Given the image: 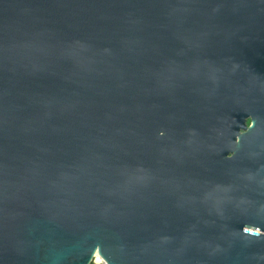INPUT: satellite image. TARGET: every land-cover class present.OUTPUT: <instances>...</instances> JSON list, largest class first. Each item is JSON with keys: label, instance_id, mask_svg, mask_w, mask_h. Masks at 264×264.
<instances>
[{"label": "water", "instance_id": "1", "mask_svg": "<svg viewBox=\"0 0 264 264\" xmlns=\"http://www.w3.org/2000/svg\"><path fill=\"white\" fill-rule=\"evenodd\" d=\"M242 229L264 0H0V264H264Z\"/></svg>", "mask_w": 264, "mask_h": 264}, {"label": "clouds", "instance_id": "2", "mask_svg": "<svg viewBox=\"0 0 264 264\" xmlns=\"http://www.w3.org/2000/svg\"><path fill=\"white\" fill-rule=\"evenodd\" d=\"M254 127V124L251 126V129ZM159 136H164V132L163 131H160L159 132ZM235 143H240V138L239 136H237V139L235 141ZM235 154L232 153V152H229L228 154V158L231 159ZM256 228H259L258 226H255ZM245 228H247V225H245ZM242 233L245 235V236H249V237H254V238H260L262 236H264V233H259L258 234H253V233H248L246 231H244V229H242ZM99 249V247H96L94 252L92 253V257H91V260H90V264H93V257L95 256L96 254V251ZM105 260L108 262L109 264V261L105 258Z\"/></svg>", "mask_w": 264, "mask_h": 264}, {"label": "built area", "instance_id": "3", "mask_svg": "<svg viewBox=\"0 0 264 264\" xmlns=\"http://www.w3.org/2000/svg\"><path fill=\"white\" fill-rule=\"evenodd\" d=\"M256 232H261V230L257 229ZM95 262L98 264H107L104 260H96V257H95Z\"/></svg>", "mask_w": 264, "mask_h": 264}, {"label": "bare ground", "instance_id": "4", "mask_svg": "<svg viewBox=\"0 0 264 264\" xmlns=\"http://www.w3.org/2000/svg\"><path fill=\"white\" fill-rule=\"evenodd\" d=\"M96 260H103V259L99 256H96Z\"/></svg>", "mask_w": 264, "mask_h": 264}, {"label": "trees", "instance_id": "5", "mask_svg": "<svg viewBox=\"0 0 264 264\" xmlns=\"http://www.w3.org/2000/svg\"><path fill=\"white\" fill-rule=\"evenodd\" d=\"M93 264H98V263H96V262H93Z\"/></svg>", "mask_w": 264, "mask_h": 264}, {"label": "rangeland", "instance_id": "6", "mask_svg": "<svg viewBox=\"0 0 264 264\" xmlns=\"http://www.w3.org/2000/svg\"><path fill=\"white\" fill-rule=\"evenodd\" d=\"M95 260V259H94Z\"/></svg>", "mask_w": 264, "mask_h": 264}]
</instances>
